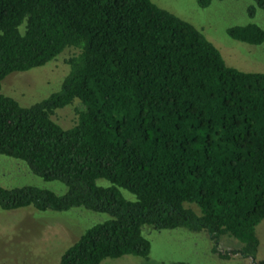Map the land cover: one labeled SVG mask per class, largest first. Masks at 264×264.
<instances>
[{
	"label": "trees",
	"instance_id": "1",
	"mask_svg": "<svg viewBox=\"0 0 264 264\" xmlns=\"http://www.w3.org/2000/svg\"><path fill=\"white\" fill-rule=\"evenodd\" d=\"M252 1L251 15L264 8ZM226 33L264 40L253 23ZM70 49L55 92L25 107L0 93V155L65 190L0 186V208L108 216L52 264L146 258L144 225L205 232L213 252L231 236L234 253L253 257L264 218V74L227 66L201 32L150 0H0V81ZM73 101L82 108L62 127L51 116Z\"/></svg>",
	"mask_w": 264,
	"mask_h": 264
},
{
	"label": "rangeland",
	"instance_id": "2",
	"mask_svg": "<svg viewBox=\"0 0 264 264\" xmlns=\"http://www.w3.org/2000/svg\"><path fill=\"white\" fill-rule=\"evenodd\" d=\"M150 1L201 32L219 51L227 66L264 74V40L260 44H248L232 39L226 33L230 26L248 23L256 24L264 31V8L255 7L252 15L247 12L248 6H255L252 0H210L205 7H199L196 0ZM71 52L72 49L64 50L41 66L8 73L0 81V93L23 107L47 97L58 90L67 70L63 59ZM81 108L79 102L73 101L55 109L51 118L60 126L69 127L75 122L76 110ZM22 185L37 186L55 194L65 190L61 182L43 180L28 171L19 160L0 155V186ZM122 193L126 198H132L126 191ZM107 217L104 213L81 207L60 212L39 211L31 206L0 208V264H52L87 227ZM141 234L149 243L146 258L123 255L105 258L99 264H255L264 260V218L255 226L258 246L253 257L234 253L239 242L227 235L219 237L213 252L212 242L205 232H192L182 227L155 230L144 225Z\"/></svg>",
	"mask_w": 264,
	"mask_h": 264
}]
</instances>
